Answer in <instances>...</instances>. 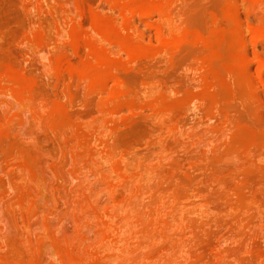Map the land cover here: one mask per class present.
<instances>
[{"label":"rangeland","instance_id":"obj_1","mask_svg":"<svg viewBox=\"0 0 264 264\" xmlns=\"http://www.w3.org/2000/svg\"><path fill=\"white\" fill-rule=\"evenodd\" d=\"M0 77V264H264V0H0Z\"/></svg>","mask_w":264,"mask_h":264},{"label":"bare ground","instance_id":"obj_2","mask_svg":"<svg viewBox=\"0 0 264 264\" xmlns=\"http://www.w3.org/2000/svg\"><path fill=\"white\" fill-rule=\"evenodd\" d=\"M162 2H163V1H162ZM129 6H130V5H129ZM117 7H118V6H117ZM162 8H163V7H162ZM126 9H127V8H125V10H126ZM140 10H141V9H140ZM148 11H149V8H148ZM148 11H147V13H149ZM150 11H152V10H150ZM156 11H157V10H156ZM156 11H155V12H156ZM160 11H161V10H160ZM150 14H151V13H150ZM129 15H130V14H129ZM218 23H219V22H218ZM222 23H223V22H222ZM224 23H225V22H224ZM238 25H239V24H238ZM214 26H215V25H214ZM216 26H217V25H216ZM220 26H221V25H220ZM111 28H112V27H111ZM239 28H240V27H239ZM240 30H242V29L240 28ZM114 31H115V30H114ZM246 31H247V30H246ZM246 31H245V32H246ZM221 33H222V35H223V33L227 34L228 32L225 31V32H221ZM262 33H263V32H262ZM225 34H224V35H225ZM240 34H241V32H240ZM218 35H219V34H218ZM220 35H221V34H220ZM234 36H235V35H234ZM221 37H222V36H221ZM229 38H231V37H229ZM221 39H222V38H221ZM238 39H239V38H238ZM250 39H251V38H250ZM214 40H215V39H214ZM224 40H225V39H223V41H224ZM226 40H227V38H226ZM226 40H225V41H226ZM228 40H229V39H228ZM244 40H245V38H244ZM219 41H221V40L219 39ZM223 41H222V42H223ZM233 41H234V40H233ZM233 41H232V42H233ZM235 41H236V40H235ZM238 41H239V40H238ZM241 41H242V39H241ZM208 42H209V41H208ZM214 42H216V41H214ZM227 42H228V41H227ZM242 42H243V41H242ZM164 43H165V42H164ZM229 43H230V42H228L227 45H229ZM167 44H168V43H167ZM169 44H170V42H169ZM207 44H208V43H207ZM221 44H222V43H219L220 47H221ZM224 44H226V42H223V45H224ZM213 45H214V44L211 45V47H210L211 49H212V46H213ZM242 45H243V44H242ZM246 45H247V43H246ZM246 45H245V46H246ZM128 47H129V46H128ZM228 47H229V46H228ZM164 48H165V47H164ZM167 48H168V47H167ZM218 48H219V47H218ZM222 48H223V46H222ZM127 49L129 50V48H127ZM220 49H221V48H220ZM220 49H219V51H220ZM238 49L240 50V48H238ZM238 49H237V50H238ZM215 50H216V49H215ZM221 50H222V49H221ZM130 51H131V50H130ZM217 51H218V49L216 50V52H217ZM242 51H243V50H242ZM214 52H215V51H214ZM216 52H215V53H216ZM222 52H223V51H221V53H222ZM238 52H240V51H238ZM131 53H132V52H131ZM235 53H236V52H235ZM240 53H241V52H240ZM240 53H238V54H240ZM132 54H134V53H132ZM241 54H242V53H241ZM241 54L239 55V56H240V64H243L244 66H246V61H245V60H246L247 58H245V57H244L243 55H241ZM221 55H222V54H221ZM232 55H234V54H232ZM134 56H135V55H134ZM221 57H223V55H222ZM221 57H220L219 59H221ZM241 57H242L243 60H241ZM243 57H244L245 59H244ZM219 59H218V60H219ZM219 61H220V60H219ZM241 61H243V63H241ZM227 63H229V62H227ZM215 65H217V64H215ZM247 65H248V64H247ZM224 67H225V66H224ZM240 67H241V65H240ZM242 67H243V66H242ZM226 68H227V67H226ZM246 69H247V68H246ZM238 70H239V69H238ZM240 70H241V69H240ZM240 70H239V72H241ZM219 71H220V69H219ZM236 71H237V70H236ZM243 71H245V69H243ZM243 71H242V73H244ZM213 72H214V71H213ZM217 72H218V71H217ZM239 72L237 71L238 74H239ZM218 73H219V72H218ZM246 73H247V72H246ZM238 74H237V75H238ZM218 75H219V74H218ZM241 75H242V74H241ZM248 75H249V74H248ZM248 75L246 74L247 78H248ZM228 76H229V75H228ZM239 76H240V74H239ZM70 77H71V76H70ZM243 77H245V75H243ZM243 77H242V80H243ZM0 78H1V77H0ZM230 78H231V77H230ZM239 78H241V77H239ZM249 78H250V77H249ZM214 79H215V78H214ZM214 79H213V81H214ZM0 80H1V79H0ZM216 80H217V79H216ZM216 80H215V81H216ZM242 80H240V81H242ZM245 80H246V79L244 78V81H245ZM248 80H249V79H248ZM250 80H251V79H250ZM2 81H3V80H2ZM217 81H218V80H217ZM257 81H258V80H257ZM259 81H260V80H259ZM2 83H3V82H2ZM241 83H242V82H241ZM243 83H244V82H243ZM245 83H246V84H249L250 82L248 83V82L245 81ZM262 83H263V82H262ZM11 84H12V83H11ZM116 84H117V83H116ZM120 84H121V83H120ZM246 84H245V86H246ZM231 85H232V84H231ZM120 86H121V85H120ZM240 86H242V85H240ZM243 86H244V85H243ZM249 87H253L252 82H251V84H250ZM126 93H127V92H126ZM24 95H25V94H24ZM108 95H109V94H108ZM124 96H125V95H124ZM127 96H128V95H127ZM125 97H126V96H125ZM120 98H121V97H120ZM126 98H127V97H126ZM131 99H132V98H131ZM35 101H36V100H35ZM32 102H33V101H32ZM133 102H134V101H133ZM30 107H31V106H30ZM249 128H250V127H249ZM255 129H256V128H255ZM253 134H254V133H253ZM254 135H255V134H254ZM243 136H244V135H243ZM243 136H242V137H243ZM246 136H247V135H246ZM243 139H244V137H243ZM247 139H248V138H247ZM252 139H254V137H253ZM252 143H253V142H252Z\"/></svg>","mask_w":264,"mask_h":264}]
</instances>
